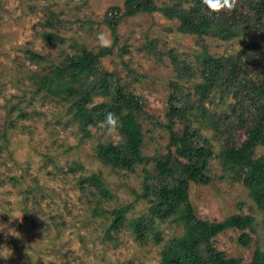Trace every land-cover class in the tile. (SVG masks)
Masks as SVG:
<instances>
[{
    "label": "rangeland",
    "instance_id": "374dc122",
    "mask_svg": "<svg viewBox=\"0 0 264 264\" xmlns=\"http://www.w3.org/2000/svg\"><path fill=\"white\" fill-rule=\"evenodd\" d=\"M125 1L0 0V224L20 234L0 232V245L11 249L0 264H162L163 247L184 233L183 225L155 220L153 231L139 240L132 223L151 217L162 186L177 184L176 177L156 169V160L169 155L172 122L174 132H193V139L212 152L210 182L189 187L198 217L210 222L235 214L254 218L249 246L239 244L238 230H228L213 239L215 247L244 264L257 249L264 253V207L250 197L240 176L224 171L221 158L228 143L245 142L257 113L255 86L264 78V12L252 7L255 0H229L233 6L218 14L239 11L242 24L245 20L239 32L250 30L223 39L184 33L179 21L161 13L125 16L117 10L125 8ZM111 25L117 28V43ZM46 33L57 39L44 38ZM105 46L112 53L99 58L96 75L86 85L95 89L91 107L111 100L117 89L139 99L144 160L129 170L107 165L98 155L100 145L121 144L117 118L113 125L96 119L82 127L72 100L38 84L69 57L98 55ZM28 51L44 59L32 60ZM204 51L225 63L238 61L232 84L222 73L214 84H206ZM175 108L181 113L171 122L168 115ZM256 156L264 157V145ZM174 163L179 167V161ZM148 175L154 194L142 199ZM93 176L108 194L101 193ZM127 207L119 231H112L116 216L111 213ZM100 209L105 214L97 215ZM155 232L161 242L155 241Z\"/></svg>",
    "mask_w": 264,
    "mask_h": 264
},
{
    "label": "trees",
    "instance_id": "16d2710c",
    "mask_svg": "<svg viewBox=\"0 0 264 264\" xmlns=\"http://www.w3.org/2000/svg\"><path fill=\"white\" fill-rule=\"evenodd\" d=\"M182 2L189 5L187 7L179 4L160 6L155 0H126L125 8H117V10L123 12L125 16L161 13L168 19L179 21L180 29L184 33L200 35L213 33L223 39L241 36L242 33L250 30V27H247L239 32V28L245 24V20L242 24L244 17L239 11H234L233 15L229 16L228 13L218 14V11L207 9L204 0H182ZM251 5L264 12V0L252 1ZM111 29L117 43V28L112 26ZM44 38L55 40L57 35L46 33ZM28 53L32 60L44 59L33 51ZM111 53V47L105 46L98 55L83 52L81 55L69 57L53 75L43 77L38 84L52 95L72 100L71 109L74 112V118L82 127L95 124L96 119H105L108 113L114 114L119 121L123 140L118 146L100 145L98 155L107 165L129 170L144 160L141 150L144 134L137 121V113L142 108L139 99L137 100L131 94L122 95L120 89H117L111 96V100L91 107L95 89L88 88L89 85H86L88 79L96 75L99 58ZM203 58L206 63L207 85L214 84L221 73L232 84V80L236 77L238 61L228 59L225 63L210 56L207 51H204ZM207 85H203V88H208ZM255 87V95L259 101L255 103L257 113L248 137L242 144L228 143L222 149L221 158L224 171L240 176L244 186L249 190L250 197L260 207H264V157L256 156L257 147L264 145V78ZM105 92L108 94L107 88ZM180 113V109L175 108L168 115L170 121L172 122L173 118ZM173 124L174 122L168 127L171 133L169 155L156 160V169L162 175L176 177L177 184L162 186L158 191L156 206L150 209L151 217L138 219L132 223L137 238L146 239L148 232L153 231L155 220L174 219L183 225L184 233L173 238L163 247L160 254L162 264H244L241 258H227L215 247L213 239L225 231L238 230L239 244L243 247L249 246L252 241L249 230L253 229L254 218L249 215L235 214L222 221L210 222L198 217L189 199V187L192 182L199 185L210 182L208 165L212 152L193 139V132L186 131L183 135L174 132ZM172 147L176 148L174 152ZM174 159L179 161V167L175 165ZM180 159L187 162H180ZM91 180L101 189V193L108 194L105 188H101L102 180L98 176H93ZM149 180L148 175L144 180L143 194L139 196L142 199H148L154 194L152 186L148 183ZM128 210L129 207L111 213L116 216L112 231H119V226L125 220L124 215ZM96 212L97 215L105 214L102 209ZM154 238L156 242H161L158 232L154 233ZM248 264H264V253L257 249L252 261Z\"/></svg>",
    "mask_w": 264,
    "mask_h": 264
},
{
    "label": "clouds",
    "instance_id": "9594fccd",
    "mask_svg": "<svg viewBox=\"0 0 264 264\" xmlns=\"http://www.w3.org/2000/svg\"><path fill=\"white\" fill-rule=\"evenodd\" d=\"M204 4L207 9L211 11H220L225 7H231L232 4H229V0H204ZM101 37L103 34H99ZM106 42V41H105ZM105 123L108 125H113L116 123V118L114 114L108 113L105 117ZM7 229L8 234L14 237H19V233L15 230V228H9L6 224H0V232H4ZM11 255V249L6 245H0V257L7 258Z\"/></svg>",
    "mask_w": 264,
    "mask_h": 264
}]
</instances>
